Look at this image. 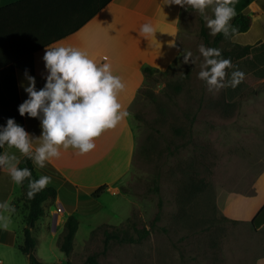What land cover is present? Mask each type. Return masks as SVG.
<instances>
[{
	"label": "rangeland",
	"instance_id": "374dc122",
	"mask_svg": "<svg viewBox=\"0 0 264 264\" xmlns=\"http://www.w3.org/2000/svg\"><path fill=\"white\" fill-rule=\"evenodd\" d=\"M203 24L198 12L185 9L179 58L166 71L145 72L128 108L136 148L132 167L119 182L125 194L104 192L81 199L72 213L80 225L70 256L59 241L76 198L50 171L59 194L44 203L46 215L32 228L38 239L35 254L45 264H91V255L100 264H241L252 248L244 245L256 239L251 226L229 211L238 195L252 199V183L264 167V81L250 86L244 80L235 88L209 91L198 78L203 57L196 64L183 62L184 49L199 56V45L209 46L201 34ZM228 46L222 41L218 48ZM227 71L226 80L232 69ZM6 151L11 152L7 145ZM0 187L10 189L16 209L10 228L0 229V264H29L20 248L28 227L24 191L8 177H0ZM58 199L66 210L56 209L54 217L50 212ZM158 212L160 219L141 242L113 241L105 250L103 231L92 233L103 224L124 227L128 218L139 228H150Z\"/></svg>",
	"mask_w": 264,
	"mask_h": 264
},
{
	"label": "crops",
	"instance_id": "0c3cea01",
	"mask_svg": "<svg viewBox=\"0 0 264 264\" xmlns=\"http://www.w3.org/2000/svg\"><path fill=\"white\" fill-rule=\"evenodd\" d=\"M17 1L19 0H0V8ZM24 1L26 4L23 10L29 6L30 11L28 14L23 12V40L18 38L23 45V52L42 44L45 38L54 37L56 33L57 36L68 33L46 46L80 47L88 51L97 63H110L114 73L120 75L126 83V89L120 94V102L127 110L141 85L145 69L150 68L154 72L166 71L180 56L179 34L185 9L179 5H163V0H110L78 27L84 14L82 9H75L78 0ZM244 2L245 0H237L236 6H241ZM243 11L252 16V25L247 31L234 35L232 41L251 45L252 50L246 57L233 62V65L234 68L244 71L250 81L256 79L252 83L246 82L253 86L264 81V0H251ZM67 13L73 16L67 17ZM61 18H65L66 22L60 26V21L65 20ZM6 20L11 19H0L1 29L5 28ZM147 21L154 22L159 29L150 40L139 34L141 25ZM1 29L0 71L10 60L6 47L11 42L10 35H5ZM46 46L35 50V72L29 73L36 78L38 89L45 85L48 75L43 60ZM24 73L23 70H15L21 102L27 98L22 86L26 82ZM24 119L26 130L38 139L41 133L39 119L27 116ZM95 143V149L85 154H79L78 150L72 148L62 149L60 158L48 162L65 182L70 183L71 192L75 195L76 205L69 214L77 212L81 199L90 198L92 192L102 185H108L105 192L123 194L119 182L130 171L136 148V134L130 116L124 118L115 128L105 130L95 139ZM9 149L12 153L19 152L14 147ZM3 174L5 175L0 177L11 179L8 173ZM251 188L252 199L244 200L241 195L233 197L229 212L232 218L241 219L251 226V235L256 238L244 243L252 248L242 256L241 264H264V167L254 179ZM2 190L9 191L6 199L9 200L10 189L0 187V191ZM57 204L63 206V212L66 210L60 199ZM56 209L53 208L50 212L54 217ZM57 220L61 222V214Z\"/></svg>",
	"mask_w": 264,
	"mask_h": 264
},
{
	"label": "clouds",
	"instance_id": "9594fccd",
	"mask_svg": "<svg viewBox=\"0 0 264 264\" xmlns=\"http://www.w3.org/2000/svg\"><path fill=\"white\" fill-rule=\"evenodd\" d=\"M237 0H163V5H179L183 9L198 12L215 36L223 34L227 39L238 33L232 23L237 15ZM211 10L212 15H209ZM159 31L152 21L143 23L139 34L150 40ZM199 56L184 49L183 62L200 63L198 78L205 81L209 91L230 85L235 88L246 78V73L234 68L230 58H224L222 50L201 43ZM43 60L48 71L46 83L37 88L36 78L25 70L22 86L27 98L18 105L21 116L40 121L41 133L34 134L9 117L0 124V149L15 148L21 154L0 151V171L7 170L12 181L22 186L28 180V197L45 189L52 180L49 175L32 177L29 167H20L21 156L35 166L44 168L46 162L61 157V150L69 148L85 154L95 149V139L105 130L115 128L131 113L120 102V94L126 89L122 77L115 74L108 62L97 63L88 51L72 45L46 46ZM230 72V79L227 70ZM36 141H39L37 144ZM16 211L10 200L0 201V229L7 230L12 223L11 214ZM259 264V262H258Z\"/></svg>",
	"mask_w": 264,
	"mask_h": 264
},
{
	"label": "trees",
	"instance_id": "16d2710c",
	"mask_svg": "<svg viewBox=\"0 0 264 264\" xmlns=\"http://www.w3.org/2000/svg\"><path fill=\"white\" fill-rule=\"evenodd\" d=\"M110 0H78L77 6L75 9L84 11L81 22L78 24V27L84 24L87 20H89L92 16H94L103 6H105ZM251 0H245L244 4L241 6H236L237 15L233 19L232 23L236 25L239 29L238 33L247 31L252 25V16L247 12L243 11V8L249 4ZM26 4L24 0H19L12 4L0 8V19L4 17L11 20H6L5 28L1 29L2 33L5 35H10L9 38L11 42L6 47V50L9 52L10 60H8L4 67L0 71V124H6V120L9 117H14L16 121L22 124L26 128L24 116H21L18 111V105L21 104V97L19 94L16 78H15V70H27L28 73L35 72V64H34V52L38 48L46 46L51 42L58 40L64 35H56L54 37L45 38V41L36 45L35 47L28 49V51L23 52V45L18 40H23V12L24 14H28L30 11V7L28 6L26 10H23V6ZM74 9V8H73ZM83 13V12H82ZM73 16L70 13H67V17ZM65 19V18H61ZM202 23H204L201 18ZM64 22V23H63ZM66 19L64 21H60L58 25L65 24ZM76 27V29L78 28ZM9 33L6 34V32ZM75 30V29H74ZM72 32V31H71ZM201 34L204 37V41L209 47L218 48L219 43L222 41H228L229 46L227 49L222 50V55L224 58H230L232 63L246 57L251 53L252 46L251 45H241L232 41V37L225 38L223 34H217L214 36L211 41L208 37L206 27L202 26ZM237 34V33H236ZM235 34V35H236ZM145 72L154 73V71L150 68H146ZM246 82L252 83L255 82L256 79L253 78V81H250L248 76L244 79ZM4 149H0L3 151ZM20 167H29L32 170V177L38 179L41 175H49L52 177V172L59 175L62 182L66 185H70L69 182H65L61 175L58 173L56 169H54L48 162L44 168H39L35 166L31 160H28L24 157L21 158ZM53 180V179H52ZM24 194L23 201L25 202V206L27 209V225L24 229V243L20 246L21 250L26 253L29 257V264H45L41 261L35 254V248L38 244V239L32 234V228L35 226L36 222L43 218L46 215V208L44 203L46 201L55 200L58 196L59 187L54 183L50 182L49 185L36 193L34 198H29L27 193L28 189V180L24 181V184L21 186ZM108 185H102L95 189L92 192L94 197H99L102 193L105 192ZM158 185L156 186V191H158ZM123 192V191H122ZM124 193V192H123ZM125 194V193H124ZM9 195V191H0V201H4L7 199ZM160 219V212L157 213L153 222L151 223L150 228L144 226L139 228L137 223L132 219L128 218V221L124 227H110L114 226L111 224H103L99 226L97 229L93 230V234L102 230L105 239L104 246L105 250L108 249L111 242L117 241L119 243H136L141 242L142 240L148 238L152 229L155 227V222ZM79 219L76 215L71 214L64 223V231L61 235L59 241V247L61 251H63L67 256H70L74 249V240L79 229ZM88 261L91 264H100L95 255H91L88 258ZM69 264H72L69 261Z\"/></svg>",
	"mask_w": 264,
	"mask_h": 264
},
{
	"label": "built area",
	"instance_id": "2783aa9c",
	"mask_svg": "<svg viewBox=\"0 0 264 264\" xmlns=\"http://www.w3.org/2000/svg\"><path fill=\"white\" fill-rule=\"evenodd\" d=\"M63 212V206L62 205H59L57 207V213H62Z\"/></svg>",
	"mask_w": 264,
	"mask_h": 264
}]
</instances>
